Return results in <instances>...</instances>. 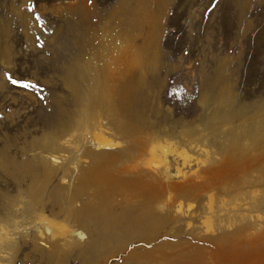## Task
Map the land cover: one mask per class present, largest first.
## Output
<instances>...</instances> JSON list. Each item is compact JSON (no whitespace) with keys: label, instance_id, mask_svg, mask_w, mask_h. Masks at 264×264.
<instances>
[{"label":"rangeland","instance_id":"obj_1","mask_svg":"<svg viewBox=\"0 0 264 264\" xmlns=\"http://www.w3.org/2000/svg\"><path fill=\"white\" fill-rule=\"evenodd\" d=\"M83 105L111 124L110 139L173 146L153 165L149 204L157 223L128 230L132 203L114 186L105 209L118 229L85 228L54 208L71 231L65 237L81 235L80 242L55 256L23 245L12 264H180L198 252V228H205L192 189L213 173L198 163L205 154L264 150V0H0V220L9 200L44 188L43 141L66 129ZM242 164L236 169L244 176L264 174V164ZM253 184L264 191V180ZM172 202L181 203L180 216ZM253 248L240 257L218 254L226 264H264V242Z\"/></svg>","mask_w":264,"mask_h":264},{"label":"bare ground","instance_id":"obj_2","mask_svg":"<svg viewBox=\"0 0 264 264\" xmlns=\"http://www.w3.org/2000/svg\"><path fill=\"white\" fill-rule=\"evenodd\" d=\"M80 109L66 129L46 137L43 141L41 164L45 185L41 192L30 190L26 195H18L17 199H11L6 203L0 220V264H12L16 251L23 245L31 244L35 251L55 256L63 248L74 245L73 242L77 240L80 242L81 235H77L75 239L65 237L71 231L66 224L67 221L57 219L54 208L66 220H73L85 228L92 225L93 229L105 232L111 228L118 229V219L112 218L111 212L105 209V196L114 186L126 192L132 203L131 210L124 214L128 230L142 232L148 229L149 225H156L155 215L149 204L150 194L153 193L150 188L153 183H151L153 165L165 159L173 146L168 142H156L154 138L139 139L136 142L132 137L130 140L127 138L128 141L124 140L122 144L107 137L106 126L110 123L106 125L100 113L88 111L85 105ZM116 124L118 129L126 131L127 134L133 133L130 126L128 128L119 122ZM261 139L264 142V135ZM257 141L254 142L255 145ZM188 143L193 149L200 148L198 138H191ZM259 143L258 145L261 144ZM120 147L122 149H119ZM261 149L259 153H257L259 149L255 151L257 153L255 156L248 157L249 153L234 151L223 154V151L222 154L212 156L205 154L204 159L199 160L198 165L208 169L213 175L203 184H197L198 187L192 189L194 192H189L188 189L186 193L188 195V192L189 194L192 192V196L195 193L194 197L198 198V216L205 217L200 218L205 228H198V252H191L183 257H180L183 254L180 255L178 258L180 264H226L228 257L219 256V252L224 251L234 254L233 257L235 255L240 257L247 251L245 248L252 249L264 242V216L261 215V212H264V191L256 189L254 186L256 184H253L263 181L264 174L248 177L242 173L241 175L236 169V166L242 163V165L248 163L247 167L257 163L264 164V150L262 147ZM178 154L183 159L181 163L185 165L186 152ZM182 173V169L178 168L177 174ZM53 181H56V184L49 193H46L47 185ZM186 193L182 195L185 196ZM192 196L187 197L191 199ZM84 197L87 198L85 203L82 202ZM178 197L176 195L174 199ZM119 198L121 199L120 196ZM124 199L126 200V197ZM175 203L172 202L170 207L175 215L180 216L181 203L174 205ZM200 225L198 222V226ZM247 263L254 264L246 260L239 264Z\"/></svg>","mask_w":264,"mask_h":264},{"label":"snow or ice","instance_id":"obj_3","mask_svg":"<svg viewBox=\"0 0 264 264\" xmlns=\"http://www.w3.org/2000/svg\"><path fill=\"white\" fill-rule=\"evenodd\" d=\"M30 10H31V9H30ZM12 83H13V84H17V83H21V82H19V81H17V80H12ZM21 86L24 87V88H30V87H32L33 85H31V84H29V83H22Z\"/></svg>","mask_w":264,"mask_h":264}]
</instances>
